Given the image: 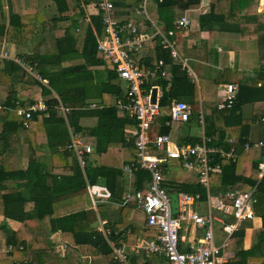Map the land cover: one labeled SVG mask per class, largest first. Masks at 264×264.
<instances>
[{
	"label": "trees",
	"instance_id": "1",
	"mask_svg": "<svg viewBox=\"0 0 264 264\" xmlns=\"http://www.w3.org/2000/svg\"><path fill=\"white\" fill-rule=\"evenodd\" d=\"M95 1L16 0L11 2L8 23L0 22V42L5 39L14 43L21 61L34 67L42 78L49 81L48 86L44 85L33 75L34 69L31 72L19 62L0 57V102L6 106L0 111V215L21 223L18 229H11L7 223L0 225V238H5L7 244V250L0 253V264H84L83 259L89 256L98 264H125L114 258L108 238L94 227L98 216L89 199L88 184L100 181L111 191L108 201L120 204V220L107 221V227L111 230L109 238L134 243L144 234L143 224L133 219L137 206L134 193L148 185V173L134 169L125 171L119 162L125 160V163H129L137 151L134 141L132 143L126 139L135 128L136 120L127 117L116 106V101L126 94V87L115 72L110 73L108 81L102 78L104 62L97 56V36L103 37L105 32L100 15H93L91 23H79V17L84 14L80 4L88 5ZM155 1L159 8L154 17L156 20L149 16L150 19L174 30L175 22L185 9L198 8L202 3V0ZM139 2L141 0H116L114 4L116 11H126L121 18L122 24L129 19L140 32L146 33L151 29V21L145 14L137 12ZM259 2L213 1L210 10L200 16V28L214 30L215 26L220 25L219 30L226 31L224 36L234 39L259 38L264 46V15L258 12ZM18 3L22 4L20 9L15 7ZM184 4L185 9L182 8ZM29 6L36 7L37 11L26 13L25 8ZM34 18L43 24V42L37 45V51L29 53L34 46L33 39L39 32L32 23ZM234 21L237 24L231 25L230 22ZM79 27L80 31H77ZM182 30H176L172 38L181 39ZM77 39H83L81 48ZM81 57H84V63H78ZM160 59L164 60L163 70L166 73L149 81L159 83L164 93L160 99L163 115L154 118L152 137L164 133L171 136L174 123L166 122L169 118L168 108L174 100H189L194 118L199 115L200 109L197 81L188 75V70L182 67L178 59L170 56L169 49L164 48L159 37L144 43L136 57L138 63L150 67ZM228 71L237 75L235 80L241 86L235 102L229 108L218 109L216 105L213 111H204L205 132L211 138L209 144L218 147L226 145V127L240 126L241 130L249 132L251 125L243 124L242 106L264 101V86L258 85L260 80L264 81L263 69L253 72ZM213 82L217 86V83H228L231 79ZM40 88L44 96H50L47 97L49 107L45 111L34 112L26 126L24 117L18 115L17 109L29 106ZM18 93H27L28 97L21 102ZM96 99L108 103L100 109L77 108L69 117L70 124H67L66 117L58 108L60 100L66 106L81 107L79 105ZM72 126L85 136L86 142L94 145L95 153L100 156L99 163L91 162L90 152L85 155V166L81 165L76 152L68 146ZM245 132L240 134L242 142L246 141ZM21 133L28 149L27 159L11 147V139L18 138ZM39 151L41 153H37ZM109 152L111 155H106ZM263 157L262 147L251 150L243 160L236 161L224 159L217 152L209 154L211 164L222 166L220 174L212 173L211 176L212 182L219 186L215 191L218 193L235 188L247 191L256 186L255 211L262 218V225L252 229L249 248L244 246L247 227L244 222L253 219L243 221L233 232L227 249L235 253V259L223 264H264V178H258V164ZM165 185L168 187L166 180ZM177 186L206 198V188L200 183L183 182ZM100 209L101 205L98 206ZM226 220L233 221V217L226 216ZM35 227L44 228V233H35ZM56 232L61 233L66 243L64 255L56 251L49 238ZM133 263L137 264V259Z\"/></svg>",
	"mask_w": 264,
	"mask_h": 264
},
{
	"label": "built area",
	"instance_id": "2",
	"mask_svg": "<svg viewBox=\"0 0 264 264\" xmlns=\"http://www.w3.org/2000/svg\"><path fill=\"white\" fill-rule=\"evenodd\" d=\"M114 1H97L105 32L98 41V56L107 67L118 73L126 87V94L116 101V106L136 120L135 128L129 133L137 149L134 159L126 168L148 173V185L137 189L134 196L138 207L145 214L146 225L154 229L156 234L151 239H141L129 247L126 243L110 239V229L103 227L100 231L108 238L114 258L125 264H135L134 259L147 258L152 254L163 256L166 264H216L219 256L227 248L229 237L233 232L238 230L243 221L255 218L256 187L247 191L238 188L227 189L218 195L212 194L207 202V212L204 213L196 208L201 198L199 194L178 192L177 207L174 212L172 197L165 185L166 168L173 161H180L183 167L194 170L198 174L199 181L208 186L210 175L222 171L220 164L210 163L209 154L219 152L222 157L236 160L237 153L234 147L227 150L222 147L219 149L210 147L207 143H177L166 133L152 137V122L156 116L163 115L160 99L164 93L159 83L150 84L149 81L165 75L164 60L160 59L154 67H141L135 63L133 54L138 53L147 39L159 37L164 48L169 49L170 56L178 59L182 66L190 71L187 58L179 54L172 36L178 29H188L191 20L186 14H182L175 22L176 30L167 29L150 20L152 31L143 33L130 20L123 24L119 23L115 16ZM148 1L139 2L141 12L147 13ZM240 91L241 86L238 83L223 84L219 108L232 106ZM89 106L95 108L98 104L93 102ZM48 107L46 101L40 97L28 108L19 107L17 113L24 117V124L27 126L28 118L34 112L45 111ZM5 108L6 106L0 102V111ZM58 108L66 118L75 110L63 103H60ZM192 113L190 103L176 100L168 108L169 118L166 123L188 121ZM262 121L264 122V118ZM68 146L76 152L81 165L84 166L85 155L92 152L93 147L77 138L75 134ZM253 146L264 147V140H258ZM250 147L251 143H246V148ZM258 178L259 180L264 178V161L258 164ZM91 193L95 198L110 196L109 192L98 190H91ZM226 200H230L231 203H227ZM229 215L233 217V221L226 220V216ZM216 222L221 223V230L225 233L219 244L216 243ZM189 224L200 228L202 233L184 244L186 239L183 230Z\"/></svg>",
	"mask_w": 264,
	"mask_h": 264
},
{
	"label": "crops",
	"instance_id": "3",
	"mask_svg": "<svg viewBox=\"0 0 264 264\" xmlns=\"http://www.w3.org/2000/svg\"><path fill=\"white\" fill-rule=\"evenodd\" d=\"M12 1H16V0H0V22L6 21L8 23L10 5H11ZM17 1L22 2L23 0H17ZM97 1L98 0H96L95 2L88 4V5L84 4V3L80 4V6H82L84 8V14L81 17H79V23L80 24H82L84 22L91 23L93 15H100V17H101V14L99 13V10L97 8ZM213 1H218V0H202V3L198 8H193L191 10L185 9L186 8L185 4H184L185 7H184V5L182 6V8L185 9L182 14H186L189 17V15L187 14L189 12H187V11H191V12L193 11L194 14L197 15L198 20H197V22H193V20H192L190 27L188 29H183L181 31V39H180V37H177L174 40L178 44L176 48H177L179 54L183 58H187V64H188L189 69H190V71H189L186 68L188 70V75L193 77V80L197 81L198 90H199V94H200V107H199L200 109L198 111L199 115L195 118L192 116L193 115V113H192V115L188 121H185V122L173 121L174 127H173L172 134L170 137L172 138V140H174L177 143H192V142L194 144H196V143H200V144L207 143L208 146L219 149L221 147L209 144L210 143L209 141H211V138L208 137V135H206V132H205V112L204 111L205 110L213 111V109L216 108V105H217L218 109L229 108V107L219 108V102L222 100V85L225 84V82L217 83V86H216V84L213 81L214 80H221V79H225V81H226L227 79H231V82L237 83L236 82L237 80H235V77H237V75L233 72H229L228 70L236 71V72H240V71H242V72H246V71L253 72V71L262 70V69L264 70V46H263L262 42L258 40L259 38L253 37V38L234 39V38H231V36H228V37L226 35L224 36L226 31L219 30L222 27L220 25L215 26L214 30H202L200 28V23H199L200 16L202 13L208 12L210 10L211 4ZM259 4H260V2H259ZM21 5L22 4L18 3L15 7L20 9ZM148 5H149V2L147 3V6ZM146 10H147V8H146ZM263 10L264 9H261L258 6V12L260 15H262V14L264 15ZM36 11H37L36 7H34V6H32V7L29 6V7L25 8L26 13H33ZM137 12H141L139 9V3L137 5ZM141 13H143V12H141ZM147 13H148V11H147ZM124 14H126V11H123V10L121 11V9L116 11V8H115V16L118 19L120 24H122L121 18L124 16ZM143 14H146V13H143ZM182 14H180V15H182ZM147 17L150 19L149 15H147ZM150 20H152V19H150ZM101 21H102V17H101ZM128 21H129V19H128ZM32 23L35 26H37V28L39 29V32L35 36V39H33V45L34 46L30 49L29 53H33V52L37 51V45L40 42H43V39H42L43 24H42V22L39 19L34 18L32 20ZM230 24L235 25V24H237V21L230 22ZM158 25L165 27L164 23L158 24ZM77 31H80V27L77 29ZM151 31H152V29H150L146 33H149ZM99 38H102V37L97 36V49H98ZM152 38H154V37H152ZM152 38L147 39L146 42L151 41ZM184 38H186V39H184ZM77 40H78V42L80 44V48H81L82 44H83V39H77ZM183 40H185V41H183ZM179 42H180V44H179ZM139 52H140V50L138 51V53L133 54V58H134L135 63L141 67H150L147 64H144V63L140 64L136 61V57L138 56ZM97 56H98V50H97ZM0 57L6 58V59H12L16 62H19L21 65H23L26 69L30 70L31 72L34 69V67L30 66L29 64H25L24 62L21 61L19 55L17 54L16 45L14 43L7 42L5 39H3L0 42ZM98 58H99V56H98ZM84 61H85L84 57L78 58V63H84ZM178 62L181 64V62L179 60H178ZM65 64L67 65V63H65ZM155 65H152L151 67H154ZM245 67H247V68H245ZM111 72H115L116 74H118L114 69L107 67V65L104 63V66H102V69H101V73H102V78L105 81L109 80V75ZM32 73L37 79L41 80V82L44 85L48 86V84H49L48 79L42 78V76L39 74V72L36 69H34V71ZM118 77H119V75H118ZM119 80H120V82L124 83L120 78H119ZM150 81H152V80H150ZM258 85L264 86V81L260 80ZM55 95H56V93H55ZM27 97H28L27 93H18V98H19V101H21V102L23 100H26ZM40 97L43 100H45L47 103V99L50 96H47L48 98L46 96H44L42 94V88H40L35 92V94H34L35 100L32 103L36 102ZM217 97H218V100L215 102L214 99ZM176 100H184V101L190 103V101L187 100L186 98L185 99H183V98L182 99H176ZM176 100H174V101H176ZM93 102L97 103L98 107L92 108L91 106H89V104L93 103ZM60 103H62L61 100H60ZM107 103H108L107 101L104 102L101 99H96V100L90 101L87 104L79 105L81 107H72V108H75V110L77 108H80L82 110H93V109L103 108L107 105ZM29 106H27V107L23 106L21 108H28ZM191 106H192V104H191ZM247 106H250V107H247ZM192 109H193V106H192ZM250 113H251V116H250ZM125 115L127 117H129L128 114L125 113ZM241 116L243 118V124L246 125L247 123H250L251 127H250L249 132L248 131L245 132L246 130H241L239 128L240 126L226 127V128H228V131H227L228 135H226V139L224 138L226 145H224V144L220 145V146H222V148H225L227 150L234 147V149L237 153L236 160L237 159L243 160L251 150L256 149V148H260V147L253 146V143L257 142L258 140H264V131H260V129H255V127L258 125H264V122L262 121V118H264V101L244 104L242 106V109H241ZM69 117L65 118V120L67 121V124H70L69 123ZM184 128H186V130H184ZM235 128H236V130H234ZM73 130H74L73 126L70 127L71 141L73 140V134H75L77 138L82 139L86 144L91 145L93 147V151L91 152L92 155L90 157V160L92 163H96V164L99 163L100 156H99V154L95 153L94 145L86 142L85 136L82 135L81 132H77V131H75V130L73 131ZM241 132H245L247 134L245 142H242L240 140ZM126 139L129 142L133 143V141H132L133 138H132L131 134L129 135V137L127 136ZM71 141H70V143H71ZM195 141H197V142L195 143ZM248 142L251 143V147L247 149L246 143H248ZM262 148H264V147H262ZM37 153H41V152L39 151ZM217 153H219V152H217ZM108 154L111 155L110 152L107 153L106 155H108ZM120 155L122 156L123 154L121 153ZM220 156L222 157L221 154H220ZM222 158L227 159L225 157H222ZM132 160L130 162H132ZM228 160H231V159H228ZM236 160H232V161H236ZM124 161L125 160H121V161L119 160V162H121L120 165L123 166V169L125 171L133 170V169H127L126 166L130 162L125 163ZM261 161H264V157ZM84 166H85V164H84ZM178 168H181L183 170L187 169V168L182 166L180 161L175 160L172 162V164H170L166 168V173H165V180H166V183L168 184V189H169L170 195L172 197V203H173L174 207L175 208L177 207V194H178V192H183V190L178 188L177 185H179L180 183H183V182L200 183L201 185H203L206 188V198L203 199L200 196L201 198L197 202L196 208L200 212H203V213L207 212L206 206H207V202L209 200V197L212 196V194L218 195V194L224 192L225 190L220 191L218 193L215 191L219 186L212 182V180H211L212 174L210 175L209 185L207 186V185H205L199 181L198 174L194 170L187 169L186 170L187 172H181L180 171L181 172V174H180V172H176V170ZM214 174H220V173H214ZM170 184L172 186H170ZM255 187L256 186H254L252 189H254ZM88 188H89V192H90V197H89L90 202L92 203L93 208L96 209L97 216H98V220H97V222H95L94 227L97 229V231H100L101 228H103V227L106 229H109L107 227L108 226L107 221L111 220L114 222V221L120 220V218H121L120 204L108 201L109 200L108 198L110 196L109 197L101 196V197L95 198V196L91 193V190L92 191L98 190V191H102V192H109L111 195V191H110L109 187L103 181H100V182L95 183V184H88ZM184 192H186V191H184ZM190 194H192V193H190ZM196 194L200 195V193H196ZM94 201H95V203H94ZM100 201L104 204H108L109 206L114 207V209H116V211H117V214L115 215V213H113V212L111 213L110 211H107V210H106V212L103 211V214H101L102 213V211H100L101 209L98 210V206H99ZM226 202L229 204L231 203L230 200H226ZM216 212L221 213V211H216ZM133 219L141 222L143 224V227H144V232H143L144 234L142 235V237L139 240L151 239L155 236L156 231L154 229L148 228V226L146 225L145 214L138 207V205L136 206V209L133 212ZM4 223H7L11 229L12 228L18 229L20 224H21L20 222H18L16 220L8 219L5 216L0 215V225L4 224ZM246 225H247V227H246V233H245V238H244V246H245V248H249L251 245L252 229H253V227H259L262 225V218L260 216L256 215L255 218L252 221L246 223ZM44 230H45L44 228H39V227H35V230L33 229V231L35 233H39L40 235L42 233H44ZM100 232H102V231H100ZM201 233H202V230L200 228L194 227L192 224L187 225L186 229L183 230V236L186 239V242H184V244H187L188 241L193 240L195 237L199 236ZM222 237H224V236H222L220 234V232L218 233V229H216V243L217 244H219L221 242ZM49 238L54 243V247H55L56 251L59 250V252H61L62 255H64L65 249H66V243L61 238V233L60 232L52 233L49 236ZM139 240H137V241H139ZM136 242L126 243V244L130 247L133 244H135ZM6 250H7L6 239L1 237L0 238V253L4 252ZM234 259H235V253L233 251H229L226 248L225 251L217 259L216 264H223L227 261L234 260ZM83 262H84V264H98L96 262V260L92 259L91 256H89V258L85 257L83 259ZM143 262H148V264H166L165 258L161 255H158V254L157 255L154 254L151 257H147V258L141 257V258L137 259V264H142Z\"/></svg>",
	"mask_w": 264,
	"mask_h": 264
},
{
	"label": "rangeland",
	"instance_id": "4",
	"mask_svg": "<svg viewBox=\"0 0 264 264\" xmlns=\"http://www.w3.org/2000/svg\"><path fill=\"white\" fill-rule=\"evenodd\" d=\"M155 3H156V1L155 0H149V5L147 6V11H148V13H146L144 16H146L147 17V15H149V16H151L154 20H156L154 17H155V15H156V12H157V10L159 9V8H157L156 7V5H155ZM262 3V4H261ZM155 5V6H153V5ZM259 7L261 8V9H264V0H260V4H259ZM188 10H191V9H188ZM264 11V10H263ZM187 12H189V13H187L188 15H189V18H190V20L192 21L193 20V22H197V15L196 14H194V12L192 11H187ZM264 13V12H263ZM244 68V67H243ZM245 68H247V67H245ZM215 100V102L218 100V97L217 98H215L214 99ZM247 107H250V106H247ZM251 111V110H250ZM250 116H251V113H250ZM255 129H260V131H264V125H258V126H256L255 127ZM184 130H186V128H184ZM12 140V144H11V147L13 146L14 148H15V150L17 149V152H19V153H21V154H23L24 156H25V158L27 159V157H28V149H27V147L25 146V144H24V136L22 135V133L21 134H19L18 135V138H13V139H11ZM187 169H181V168H178L177 170H176V172H187L186 171ZM181 172H180V174H181ZM175 173V172H174ZM175 175V174H174ZM94 203H95V201H94ZM99 205H101V210H102V214H103V211H105L106 212V210L107 211H110L111 213L113 212V213H115V215L117 214V211H116V209H114V207H111V206H109L108 204H104V203H102L101 201L99 202ZM248 222H250V220H248ZM244 224L246 225V221L244 222ZM221 223H219V222H216V224H215V227H216V229H218V233L220 232V234L222 235V236H225V233L222 231V230H220L221 229ZM184 227H185V223H184Z\"/></svg>",
	"mask_w": 264,
	"mask_h": 264
},
{
	"label": "water",
	"instance_id": "5",
	"mask_svg": "<svg viewBox=\"0 0 264 264\" xmlns=\"http://www.w3.org/2000/svg\"><path fill=\"white\" fill-rule=\"evenodd\" d=\"M184 7H185V5H184ZM154 96H155V93H154V95H153V98L155 99V97H154ZM173 209H174V212H175V211H176V208L174 207Z\"/></svg>",
	"mask_w": 264,
	"mask_h": 264
}]
</instances>
